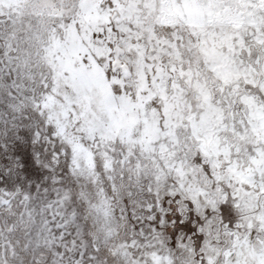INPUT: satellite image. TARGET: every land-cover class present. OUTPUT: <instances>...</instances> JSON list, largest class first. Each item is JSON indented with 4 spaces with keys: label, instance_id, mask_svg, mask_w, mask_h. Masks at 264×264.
<instances>
[{
    "label": "snow or ice",
    "instance_id": "snow-or-ice-1",
    "mask_svg": "<svg viewBox=\"0 0 264 264\" xmlns=\"http://www.w3.org/2000/svg\"><path fill=\"white\" fill-rule=\"evenodd\" d=\"M0 264H264V0H0Z\"/></svg>",
    "mask_w": 264,
    "mask_h": 264
}]
</instances>
